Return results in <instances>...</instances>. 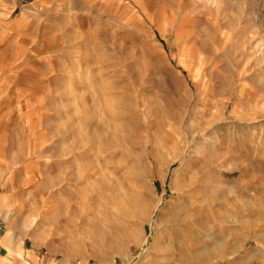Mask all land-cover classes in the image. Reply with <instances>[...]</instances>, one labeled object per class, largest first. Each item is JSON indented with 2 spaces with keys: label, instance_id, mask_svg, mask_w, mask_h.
<instances>
[{
  "label": "rangeland",
  "instance_id": "rangeland-1",
  "mask_svg": "<svg viewBox=\"0 0 264 264\" xmlns=\"http://www.w3.org/2000/svg\"><path fill=\"white\" fill-rule=\"evenodd\" d=\"M0 264H264V0H0Z\"/></svg>",
  "mask_w": 264,
  "mask_h": 264
},
{
  "label": "crops",
  "instance_id": "crops-1",
  "mask_svg": "<svg viewBox=\"0 0 264 264\" xmlns=\"http://www.w3.org/2000/svg\"><path fill=\"white\" fill-rule=\"evenodd\" d=\"M15 9H16V8H13L12 11H11V10L9 11V16L12 15V14L15 12Z\"/></svg>",
  "mask_w": 264,
  "mask_h": 264
}]
</instances>
